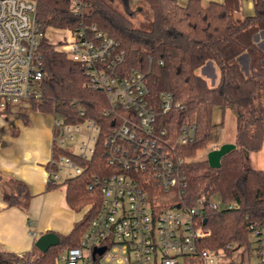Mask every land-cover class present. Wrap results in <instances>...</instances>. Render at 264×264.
<instances>
[{
  "label": "trees",
  "instance_id": "16d2710c",
  "mask_svg": "<svg viewBox=\"0 0 264 264\" xmlns=\"http://www.w3.org/2000/svg\"><path fill=\"white\" fill-rule=\"evenodd\" d=\"M35 1V19L43 29L94 25L116 41L117 50L124 55V73L141 72L152 95L166 91L181 104V108L159 118L176 136L182 125L196 126L193 140L176 148L188 160L184 166L187 187L181 199L189 205L200 196L206 200L201 226L210 234L199 239L198 247L226 255L242 247L249 251L251 226L264 232V168L249 167L244 153L258 151L264 140V0H252V13L241 18L235 17L239 0L210 2L207 6L200 0H188L183 6L176 0H136V4L132 0H78L79 13L71 10V0ZM143 6L151 14L148 29L134 24ZM38 49L45 77L41 98L31 103V109L55 114L67 124L92 119L101 126L88 160L65 147L53 148L54 157L68 155L83 172L48 184V188L64 186L65 201L71 209L91 207L69 233L58 234V243L45 252L34 245L22 257L0 251V264H57L64 251L79 244L99 208V189H89L88 184L94 175L109 173L103 157L104 125L108 121L103 115L104 94L86 87L84 67L45 38L39 41ZM242 54L248 57L247 74L237 61ZM207 62L218 69L215 85H209L196 71ZM216 107L222 117L227 108L235 112L236 147L220 158L218 167H211L206 158H195L199 151L217 145L209 146ZM2 179L0 174V183ZM10 182L13 189L6 197L7 204L27 209L31 198L27 186L16 179ZM213 199L232 207L213 208L209 205Z\"/></svg>",
  "mask_w": 264,
  "mask_h": 264
},
{
  "label": "built area",
  "instance_id": "2783aa9c",
  "mask_svg": "<svg viewBox=\"0 0 264 264\" xmlns=\"http://www.w3.org/2000/svg\"><path fill=\"white\" fill-rule=\"evenodd\" d=\"M80 5L71 0L74 13L80 12ZM35 9V0H0V113L31 109V103L41 98L45 73L38 45L45 38L84 67L85 86L104 94L103 115L108 118L103 157L109 173L94 175L87 186L98 187L99 208L79 244L59 259L63 264H185L197 256L203 264L219 263L221 252L198 247L199 239L210 234L201 226L205 197L191 205L181 199L187 187L184 166L188 160L176 146L191 142L196 126L182 125L176 136L159 118L181 104L166 91L152 95L141 72L124 73V55L116 41L94 25L52 28L58 30L52 39L48 28L36 21ZM57 125L61 126L59 137L55 136ZM52 129V148H66L77 136L76 150H67L88 160L101 126L92 119L67 124L58 117ZM82 172L83 167L68 155L52 154L47 183H60ZM209 205L232 207L215 199ZM90 207L84 206V213ZM251 228L257 264H264V232ZM101 246L104 250L93 256V249Z\"/></svg>",
  "mask_w": 264,
  "mask_h": 264
},
{
  "label": "crops",
  "instance_id": "0c3cea01",
  "mask_svg": "<svg viewBox=\"0 0 264 264\" xmlns=\"http://www.w3.org/2000/svg\"><path fill=\"white\" fill-rule=\"evenodd\" d=\"M176 1L183 6L188 0ZM222 1L200 0L203 6ZM132 3L137 1L132 0ZM251 13L252 0H239L235 17ZM40 114L50 115L32 109L0 113V174L3 177L0 183V251L24 254L32 249L40 234L48 231L67 234L85 214L84 210L80 213L67 205L64 191L58 187L48 188L53 129L48 125L38 127L42 121ZM223 142H234V138L224 139L217 146ZM10 179L27 186L31 194L27 209L7 204L6 197L13 189ZM244 264H249L248 260Z\"/></svg>",
  "mask_w": 264,
  "mask_h": 264
},
{
  "label": "rangeland",
  "instance_id": "374dc122",
  "mask_svg": "<svg viewBox=\"0 0 264 264\" xmlns=\"http://www.w3.org/2000/svg\"><path fill=\"white\" fill-rule=\"evenodd\" d=\"M118 7V5H117ZM150 19L151 14L149 9L146 6H143L142 11L138 14L137 18L134 20V24L143 29H148L150 27ZM58 30L48 28L49 36L54 39L57 37ZM264 44V43H263ZM264 48V45H262ZM237 61L240 64L241 69L244 73H248V57L246 54H242ZM209 64H205V66L198 68L196 71L198 74L205 77L209 85H215L218 82L219 78V72L216 67V65L212 62H207ZM34 111V110H33ZM40 117L42 121H40L38 127H45L46 125L49 126L50 129H52V121L53 119H57V115H44L40 114ZM212 137L211 142L209 146H213L216 144H219L224 139L231 140L234 138L235 134V122H236V114L235 112L227 108L222 117V112L219 107H216L213 112V119H212ZM61 134V126L57 125L55 127V136L59 137ZM76 140L77 136L74 141L67 143L66 148L74 151L76 150ZM217 147L214 146V148ZM209 149H205L202 151H199L196 155L195 159H202L206 158V152ZM245 161L249 167L252 168H264V140L261 149L258 151H249L245 154ZM59 190L64 191V186L61 185L58 187ZM84 210V207L79 210L80 213H82ZM251 238V237H250ZM190 260V261H188ZM185 264H203L202 260L199 259L197 256H194L193 259H188ZM219 263L216 264H244L245 261L248 260L249 264H257V254L255 251V243L251 240L249 244V251L242 247L237 248L233 251H231L230 254L226 255L221 252L220 256L217 259ZM58 264H63L62 260H58Z\"/></svg>",
  "mask_w": 264,
  "mask_h": 264
},
{
  "label": "water",
  "instance_id": "95a60500",
  "mask_svg": "<svg viewBox=\"0 0 264 264\" xmlns=\"http://www.w3.org/2000/svg\"><path fill=\"white\" fill-rule=\"evenodd\" d=\"M236 147L234 142H223L215 148L209 149L206 152V160L211 167H218L220 165V158L228 151ZM247 153L246 151L244 152ZM205 222V218L203 219ZM59 241V236L55 232L48 231L40 234L34 241V246L41 252H45L49 247L56 245ZM104 247H95L93 249V256L95 253H101ZM22 264V263H20Z\"/></svg>",
  "mask_w": 264,
  "mask_h": 264
}]
</instances>
